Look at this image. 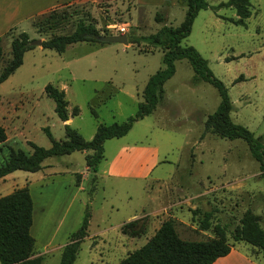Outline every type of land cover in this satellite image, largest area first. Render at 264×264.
Wrapping results in <instances>:
<instances>
[{
    "label": "rangeland",
    "instance_id": "rangeland-1",
    "mask_svg": "<svg viewBox=\"0 0 264 264\" xmlns=\"http://www.w3.org/2000/svg\"><path fill=\"white\" fill-rule=\"evenodd\" d=\"M226 1L208 0L210 8L198 13L180 46L193 47L206 61L213 77L227 90L231 121L251 132L264 149V0H250L252 14L245 27L225 20L235 18L232 8L212 9ZM149 2L69 3L54 10L57 16L63 12L67 17L63 21L56 17L57 27L44 32L35 26L50 11L30 21L27 33L30 41L70 34L83 13L91 15L101 36L126 34L128 40L150 36L163 26L178 28L184 21L186 10L178 4ZM156 15L163 22H158ZM20 33L19 28L14 29L5 40ZM10 57V45H4L0 73ZM162 58L159 48L145 43H79L68 46L62 54L32 46L22 65L0 84V127L6 133L0 146V166L11 150L30 154L29 143L49 149L51 141L45 129L55 141H62L64 125H69L90 141L98 125L121 124L134 116L148 79L164 68ZM174 64L175 73L163 85L154 112L135 122L124 137L103 143V159L96 173L85 162L92 152H74L46 159L38 172L16 171L0 179V197L22 188L30 194L32 256L40 257L41 264H59L63 247L86 213L87 237L74 264H118L157 230L145 212L161 204L157 196L166 200L167 194L173 203L182 201L167 219L175 221L183 240L213 238L211 230H199L202 217L193 218L194 209L211 211V226L224 227L231 245V234L246 210L259 216L264 229V182L259 163L243 141L223 139L204 129L206 117L219 105L217 90L198 80L187 60ZM47 85L65 93L70 123L56 116L54 103L44 92ZM74 107L78 109L76 116L71 115ZM126 143L157 147L161 162L147 179L114 178L103 173ZM127 170L137 171L133 166ZM132 215L138 217L133 221L142 231L137 237L121 233V227L128 223H124L126 218ZM240 243L244 248L246 244ZM259 259L262 264V257Z\"/></svg>",
    "mask_w": 264,
    "mask_h": 264
},
{
    "label": "trees",
    "instance_id": "trees-1",
    "mask_svg": "<svg viewBox=\"0 0 264 264\" xmlns=\"http://www.w3.org/2000/svg\"><path fill=\"white\" fill-rule=\"evenodd\" d=\"M177 4L186 10L185 19L178 28L163 26L157 33L147 37H129L128 44L145 43L159 48L163 53L164 68L152 75L142 91L143 101L138 104V110L132 117L121 124L109 126L98 125L96 132L90 141H85L81 135L69 125H64L65 139L55 141L50 132L45 129L47 137L51 141V147L44 149L29 143L32 152L26 154L21 150H11L7 160L0 166V179L16 171L35 173L42 169V163L48 158L70 155L74 152H92L85 157L87 167L94 173L103 159V143L106 140L124 137L132 128L133 124L144 117L152 114L163 95V85L175 73V61L185 59L192 68L194 75L202 81L212 85L218 93L220 102L216 110L206 117L204 129L220 138L230 141H243L252 155L259 163L264 182V149L254 138L253 134L244 127L234 124L230 119L231 103L227 90L223 83L213 77L208 70L206 61L193 47H181L180 43L186 39L198 13L209 7L208 0H176ZM223 8H232L235 18L225 19L236 26H246L251 17L250 0H228L221 2L212 9L218 11ZM35 24L40 31H48L57 27L66 20L62 12L57 16L56 11ZM43 16V15H42ZM56 17H60L56 20ZM54 20V21H51ZM158 22H163L160 15H156ZM97 36H101L96 28L94 19L89 13H83L75 23L74 30L67 35L52 36L42 41L43 49L53 50L57 54L64 53L65 49L73 44L99 42ZM27 33L21 32L11 39L10 59L0 73V84L8 79L23 63L24 54L32 49ZM102 43V42H99ZM3 50L0 39V60ZM239 77L237 80H241ZM45 94L54 103V112L61 122L68 120L67 101L65 93L52 85H47ZM78 114L77 107L72 109V116ZM6 141L5 130L0 127V146ZM264 201V193L262 196ZM33 202L26 188L18 189L12 193L0 197V264H41L40 257L32 256L34 245L30 235L32 226ZM192 217L201 215L199 221L200 231L213 233V238L203 241H188L179 237L175 221L164 220L150 239L139 249L129 253L118 264H213L217 259L229 254L232 245L229 244L226 230L219 224L211 226L213 217L211 211L202 212L192 210ZM89 214H85L79 229L71 236L60 254L59 264H74L80 244L87 237ZM121 233L137 237L142 231L136 229V221H130L121 227ZM234 243H244L257 251L264 261V229L260 226L258 215L246 210L238 226L231 234Z\"/></svg>",
    "mask_w": 264,
    "mask_h": 264
},
{
    "label": "crops",
    "instance_id": "crops-1",
    "mask_svg": "<svg viewBox=\"0 0 264 264\" xmlns=\"http://www.w3.org/2000/svg\"><path fill=\"white\" fill-rule=\"evenodd\" d=\"M83 1L86 0H0V39L2 50L4 45H10L11 39L10 41H6L5 38L14 29L19 28L21 32L27 33V30L30 27L29 22L36 17L44 15L63 5L80 3ZM148 1L159 5L165 3L168 4L169 1L172 2V4H177L176 0ZM70 122L71 120L69 119L68 123ZM160 162L159 151L156 146H129L126 143L120 146L117 154L112 161L108 163V166L103 173L105 175H111L114 178H135L145 180L149 175H152L155 172ZM131 166L137 169L136 173H127V171L132 172L127 170V168H130ZM155 179L156 181H160L159 176H156ZM168 195L169 194L165 195L166 200L159 199V196H157V201L161 200V204L159 203L157 207L145 212V215L153 218L151 219V222L153 220L155 221L154 224L157 225V229L164 220H167V217L172 211H176V209H174L175 206L182 202L177 201L176 203H173ZM137 218L136 215L129 216L124 223L133 221ZM240 244H232L229 254L223 258L217 259L213 264H259V257L261 258V255L256 254L258 252L253 251L254 249L249 245H245L244 248H241L242 245ZM263 263L264 261H262V264Z\"/></svg>",
    "mask_w": 264,
    "mask_h": 264
},
{
    "label": "water",
    "instance_id": "water-1",
    "mask_svg": "<svg viewBox=\"0 0 264 264\" xmlns=\"http://www.w3.org/2000/svg\"><path fill=\"white\" fill-rule=\"evenodd\" d=\"M96 40L106 44H121V45H128V38L126 34H119V35H109V36H97ZM42 41H31V46H41ZM68 120L66 121V123Z\"/></svg>",
    "mask_w": 264,
    "mask_h": 264
},
{
    "label": "built area",
    "instance_id": "built-area-1",
    "mask_svg": "<svg viewBox=\"0 0 264 264\" xmlns=\"http://www.w3.org/2000/svg\"><path fill=\"white\" fill-rule=\"evenodd\" d=\"M120 32H124V29H120Z\"/></svg>",
    "mask_w": 264,
    "mask_h": 264
}]
</instances>
